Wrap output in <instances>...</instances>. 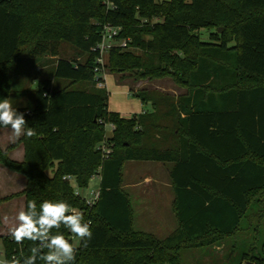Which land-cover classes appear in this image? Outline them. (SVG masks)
I'll return each mask as SVG.
<instances>
[{"label":"trees","instance_id":"trees-1","mask_svg":"<svg viewBox=\"0 0 264 264\" xmlns=\"http://www.w3.org/2000/svg\"><path fill=\"white\" fill-rule=\"evenodd\" d=\"M104 24L120 26L119 37L129 40L110 50L107 70L170 77L184 91L172 97L130 86L153 110L131 118L110 110L109 92L95 86L91 51ZM65 42L85 59L59 56ZM47 54L56 60L32 78V101L13 106L36 134L0 147V164L25 176V207L30 200L37 206L64 200L91 221L93 237L86 248L79 241L76 264H185V250L249 231L237 264H264V231L257 226L264 217L258 208L264 203V0H0V99L25 93L13 73L21 56ZM58 81L67 83L57 87ZM107 136L115 146L104 158L97 145ZM18 144L22 161L8 155ZM130 160L173 163L178 226L164 238L134 225L122 188ZM96 174L99 198L89 206L64 176L84 190ZM0 244L8 259L32 247L10 234L0 235Z\"/></svg>","mask_w":264,"mask_h":264},{"label":"rangeland","instance_id":"rangeland-1","mask_svg":"<svg viewBox=\"0 0 264 264\" xmlns=\"http://www.w3.org/2000/svg\"><path fill=\"white\" fill-rule=\"evenodd\" d=\"M203 32H205V30H203ZM203 34V40H207V34ZM119 41L120 40L117 39V42ZM59 56L67 58H76L82 61L85 59L86 54H82L80 50H78L72 44L65 42L61 46ZM21 57L23 59L21 60L20 66H17L13 70L14 80L16 82L17 87L19 86L22 90L23 88L26 90H24L25 93H23L21 96L13 94V97L11 99V103L13 106L25 105L27 102L32 101L33 92L32 90L30 92V89L36 86V81L34 82L32 78L41 77L44 74H47L53 68L56 60L55 57L50 56L48 54L36 60L24 56ZM107 72V91L109 92L108 107L112 111L119 112L121 116L125 118H131L141 107L143 109H149L151 105L144 104V106H141V100L138 97L130 94L128 87L125 85H120L117 82L116 78L121 79L122 81L124 80L127 84H129V86H131V88H133V90L148 88L150 91L170 94L172 97H176L178 94L182 93V89L178 87L174 80L170 77L137 79L136 77L128 74L112 72L109 68ZM66 83L67 81H58L55 83V86L62 87ZM105 133L108 136L112 133L110 125L105 126ZM19 139H15L12 137L11 130L9 128L0 127V147L2 150H6L9 146L16 144ZM143 141L144 140L142 139L141 143H143ZM149 142H151V139L147 138L144 143L148 144ZM20 145L22 144H18L17 146L9 150L8 155L11 159H13L10 154L11 151L15 150L16 148L19 149ZM114 146L115 144L112 143V148ZM20 151L21 149L14 153V156H16V158L21 155ZM23 159L17 161H22ZM131 166H134L132 162L128 161L125 164V181H128L131 176ZM138 166L139 167H137L138 169L136 170V172H133L132 169L131 171L134 177H139L143 179L145 175V170H147V168L144 167L143 163L139 164ZM99 185L100 179L98 177H94L91 179L89 186L86 189L82 190V193L84 195H88L92 189L99 188ZM25 186L26 178L24 175L0 164V235L9 234L8 229L14 222L15 214L21 208H24L23 204L25 201V196L20 193L24 190ZM14 194H16V196L10 197ZM6 197H10V199L2 201V199ZM133 204L135 205V208L137 207L138 209L139 200L137 198H134ZM258 208L259 210L264 209V203L259 204ZM5 215L10 218L9 224H5L3 222V217ZM253 222L256 225V218ZM257 226L261 232L264 231V217H262L260 223ZM137 227L140 226L137 224ZM252 235V231L246 233L239 232L235 236L224 239L219 244H216L210 248L204 250L198 248L185 250L183 252V260L185 264H237L239 261L240 252L244 247V244L241 243L243 242L244 238H249ZM74 243L75 245H78L79 240L75 239ZM0 252L1 259H4L5 252L1 244Z\"/></svg>","mask_w":264,"mask_h":264},{"label":"clouds","instance_id":"clouds-1","mask_svg":"<svg viewBox=\"0 0 264 264\" xmlns=\"http://www.w3.org/2000/svg\"><path fill=\"white\" fill-rule=\"evenodd\" d=\"M0 126L9 128L15 139L36 134L27 126L24 114L18 113L9 99H0ZM9 219L5 215L3 222L9 224ZM90 224L84 213L67 201L44 200L37 206L34 200H30L15 214L8 229L18 245L22 246L24 241L32 242L29 254L25 255L21 247L19 257L0 259V264H76L77 245L70 242L60 229H66L73 239L81 242L80 246L86 248L93 237Z\"/></svg>","mask_w":264,"mask_h":264},{"label":"crops","instance_id":"crops-1","mask_svg":"<svg viewBox=\"0 0 264 264\" xmlns=\"http://www.w3.org/2000/svg\"><path fill=\"white\" fill-rule=\"evenodd\" d=\"M116 80L120 85L127 86L130 92L129 84L121 79L116 78ZM183 91L184 90L182 89V92ZM144 104H150L151 107L149 109H143L141 106H144ZM141 106L135 114L144 113L146 111L150 112L153 110L150 102H142ZM22 145L19 146V149H21V155L18 158L14 156V153L19 149L16 148L11 151L10 154L13 159L21 160L24 158L25 150ZM129 162H132L134 165L131 166L133 172H136L138 169L137 167H139L138 165L141 163L147 168L143 179L134 177L130 169L131 176L128 181H125L124 167L126 163L123 166L122 188L127 191L131 197V203L134 210V225L137 229L149 231L154 233L157 237L164 238L171 234L178 226L173 209L175 192L170 178V170L173 163L136 160H130ZM134 198L139 200L138 209L137 207L135 208V205L133 204ZM23 205L25 207V201ZM137 224L140 227H137Z\"/></svg>","mask_w":264,"mask_h":264},{"label":"built area","instance_id":"built-area-1","mask_svg":"<svg viewBox=\"0 0 264 264\" xmlns=\"http://www.w3.org/2000/svg\"><path fill=\"white\" fill-rule=\"evenodd\" d=\"M120 31V26H114L111 24L102 25L100 31L101 39L96 45L91 48V51L95 54L93 71L95 86L97 88L107 89L108 72L106 63L110 50L115 46L126 47L129 43L128 39L119 37ZM117 39H119L120 41L117 42ZM109 125L112 130L115 128L114 124L111 123ZM107 138L108 136L104 141L97 145V149L101 152L104 158H108L113 151L112 143L108 142ZM94 177H98L100 179V175L98 174H96ZM64 179L68 180L72 184L75 190V194L82 196L85 199L87 205L93 206L96 203L99 198V188L92 189L88 195H84L82 193V190L78 187L74 176L66 175L64 176Z\"/></svg>","mask_w":264,"mask_h":264},{"label":"water","instance_id":"water-1","mask_svg":"<svg viewBox=\"0 0 264 264\" xmlns=\"http://www.w3.org/2000/svg\"><path fill=\"white\" fill-rule=\"evenodd\" d=\"M220 30H222V28H220ZM246 264H253L252 262L248 261L246 262Z\"/></svg>","mask_w":264,"mask_h":264}]
</instances>
